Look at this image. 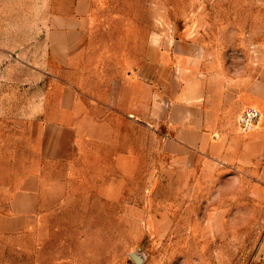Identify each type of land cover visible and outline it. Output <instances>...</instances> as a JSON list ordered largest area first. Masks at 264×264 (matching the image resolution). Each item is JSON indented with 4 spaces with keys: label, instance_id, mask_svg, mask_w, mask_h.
<instances>
[{
    "label": "rangeland",
    "instance_id": "1",
    "mask_svg": "<svg viewBox=\"0 0 264 264\" xmlns=\"http://www.w3.org/2000/svg\"><path fill=\"white\" fill-rule=\"evenodd\" d=\"M53 1L0 0V213L41 181L35 222L0 234V264H264L254 178L170 153L163 127L97 103L156 42L171 56L177 42L198 43L206 70L238 71L264 44V0H90L72 76L53 59ZM58 77L72 79L92 120L78 132L79 155L53 163L42 158L51 129L40 123L62 116L69 86Z\"/></svg>",
    "mask_w": 264,
    "mask_h": 264
},
{
    "label": "crops",
    "instance_id": "2",
    "mask_svg": "<svg viewBox=\"0 0 264 264\" xmlns=\"http://www.w3.org/2000/svg\"><path fill=\"white\" fill-rule=\"evenodd\" d=\"M89 5L90 0L53 1L56 19L53 34H57V40L51 41L53 59L59 69L63 67L71 76L79 66L75 58L87 44L78 40L85 38ZM153 45L156 47L151 48L138 70L133 64L123 71L117 84L113 83L111 101L97 102L99 106H110V112L132 122L138 119L163 127L165 146L170 153L191 152L225 170L243 172L264 188V44L256 45L255 57L243 62L238 71L222 73L205 69L198 43H175L171 48L173 56L160 43ZM56 53L59 57H55ZM47 72L56 74L51 68ZM55 81L67 82L65 87L69 86V91H64V104L56 107L62 116L43 122L44 125L40 123L42 129H51L42 158L60 163L79 155L78 132L92 119L88 115L90 108L78 104L74 91L73 97L68 83L72 79L58 77ZM71 97L74 102L68 99ZM246 106L256 107L260 118L252 131L243 134L232 121L231 111ZM40 203L38 174L29 186L12 195L8 212L0 213V234L27 229L35 222Z\"/></svg>",
    "mask_w": 264,
    "mask_h": 264
},
{
    "label": "built area",
    "instance_id": "3",
    "mask_svg": "<svg viewBox=\"0 0 264 264\" xmlns=\"http://www.w3.org/2000/svg\"><path fill=\"white\" fill-rule=\"evenodd\" d=\"M260 118V112L255 107H247L238 115L236 124L243 134L252 131Z\"/></svg>",
    "mask_w": 264,
    "mask_h": 264
},
{
    "label": "water",
    "instance_id": "4",
    "mask_svg": "<svg viewBox=\"0 0 264 264\" xmlns=\"http://www.w3.org/2000/svg\"><path fill=\"white\" fill-rule=\"evenodd\" d=\"M134 257V256H133ZM134 259H136V257H134Z\"/></svg>",
    "mask_w": 264,
    "mask_h": 264
}]
</instances>
